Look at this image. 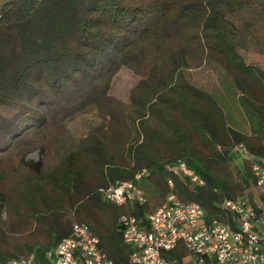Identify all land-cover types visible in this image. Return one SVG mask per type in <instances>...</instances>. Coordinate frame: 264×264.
<instances>
[{"label": "trees", "instance_id": "trees-1", "mask_svg": "<svg viewBox=\"0 0 264 264\" xmlns=\"http://www.w3.org/2000/svg\"><path fill=\"white\" fill-rule=\"evenodd\" d=\"M238 50L264 55V0H5L0 209L18 205L19 221L10 225L13 242L4 245L14 256L0 249V264L31 254L36 264H47L45 252L68 237L73 224H84L114 264L125 263L121 216L141 221L170 191L231 223L218 205L242 195L251 201L254 187L249 163L242 172L233 147L264 158V72ZM139 67L134 104L107 110L60 166L46 170L43 159L26 162L23 154L9 167L1 162L28 146L21 144L62 114L72 97L95 92L97 80L122 68ZM105 94L79 110L99 109ZM109 126L130 132L124 160L104 147L100 134ZM177 160L204 184L190 189L173 178L170 190L161 166ZM98 169L100 177L93 176ZM143 169L156 170L141 185L143 204L116 206L98 192ZM4 229L0 218V243Z\"/></svg>", "mask_w": 264, "mask_h": 264}, {"label": "built area", "instance_id": "built-area-1", "mask_svg": "<svg viewBox=\"0 0 264 264\" xmlns=\"http://www.w3.org/2000/svg\"><path fill=\"white\" fill-rule=\"evenodd\" d=\"M231 154L249 163L254 178L251 201L242 195L218 205L220 212L230 216L231 223L207 215L198 203L183 202L170 191L141 221L121 216L122 240L129 250L127 262L122 264H264V160L251 155L243 145L234 146ZM161 168L168 175L166 185L170 190L173 178L190 189L204 184L183 160ZM155 172L143 169L132 180L116 181L100 193L105 202L116 206L143 204L145 195L139 184ZM45 259L47 264H114L84 224H73L70 235L48 249ZM6 264H36V259L31 254L11 258Z\"/></svg>", "mask_w": 264, "mask_h": 264}, {"label": "rangeland", "instance_id": "rangeland-1", "mask_svg": "<svg viewBox=\"0 0 264 264\" xmlns=\"http://www.w3.org/2000/svg\"><path fill=\"white\" fill-rule=\"evenodd\" d=\"M2 3L3 0H0V5ZM238 52L247 64L252 65L254 69L257 68L258 70L264 72V55L247 53L241 50H238ZM140 70L141 67L133 70L122 68L109 80L105 78L97 80L94 84L96 85L95 92L93 91V93H90L86 97H72L71 101L64 103L65 107L63 108L62 114L53 115V118L50 119L46 128L41 129L36 134L34 133L27 137L23 144H21L28 146L17 148L14 150L16 152H13L3 158L1 162H4V166L7 165V167H9L10 164L14 162L15 158H18L21 154H23L26 162H37L40 159H43L46 170L60 166L63 162L62 160L67 157L69 153H71L73 148H76L80 143L81 145L84 144L89 128L91 129L96 126V124L98 125L101 122L102 115L105 114L107 110L113 109V105L120 104L125 108H129L131 104H134V101L138 98V96L135 95V91L133 92V89L137 83L143 79L139 76L141 72ZM212 80L214 79L212 78ZM101 93H106V98H104L103 104L99 109L89 107L79 110L84 106V104L97 100ZM74 99L75 101L72 102ZM102 99L103 98H101V100ZM100 136L101 139L107 141V144L104 146L106 147L107 152L111 153L114 157H117L120 160L125 159L124 149L131 139L130 132L127 128L125 129L120 127L112 129V126H109L105 129V131H103V133L100 134ZM75 141H78L79 143H74ZM259 158L257 159L259 160ZM260 159L264 160V158ZM235 160L236 164L239 165L240 170L243 172V160L240 158H235ZM100 170L101 169H98L94 172L93 176L99 174L100 177ZM144 180H142L139 184L140 189ZM100 191L101 189L98 190L99 193ZM252 193L253 189L249 192L250 197H252ZM19 194L20 193H17L13 198H19ZM58 199H60V197H58ZM13 205L14 207L10 205L8 209H6V207L4 209H0L1 223H3V227L5 228L4 230L6 231V234L4 235L6 239L3 243H0V249L5 251L7 249L4 245L6 246L12 243L13 236H15L12 232H10V229H12L10 225L18 224L19 221H17L18 205ZM58 208L60 211H63L61 210L63 209L62 206H58ZM5 254L7 255H5L6 257L14 256L10 251H6Z\"/></svg>", "mask_w": 264, "mask_h": 264}, {"label": "crops", "instance_id": "crops-1", "mask_svg": "<svg viewBox=\"0 0 264 264\" xmlns=\"http://www.w3.org/2000/svg\"><path fill=\"white\" fill-rule=\"evenodd\" d=\"M5 0H3V2H4Z\"/></svg>", "mask_w": 264, "mask_h": 264}]
</instances>
